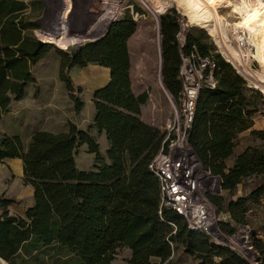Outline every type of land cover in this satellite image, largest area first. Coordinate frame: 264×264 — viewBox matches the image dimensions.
Masks as SVG:
<instances>
[{"label": "trees", "instance_id": "trees-1", "mask_svg": "<svg viewBox=\"0 0 264 264\" xmlns=\"http://www.w3.org/2000/svg\"><path fill=\"white\" fill-rule=\"evenodd\" d=\"M40 6L0 0V122L11 102L21 101L25 89L36 83L31 69L50 48L40 45L33 34L39 27L32 12ZM136 13L142 14L138 9ZM158 27L161 87L175 102L182 90V57L195 49L200 58L215 63V87L200 89L187 143L202 171L220 180L221 194L206 198L226 216L218 222L219 230L232 236L239 227L249 226L251 214L264 200V147L236 153L244 132L264 141V132L253 130L254 118L264 112V97L235 74L204 31L186 30L181 45L175 10L159 15ZM136 30L126 11L102 39L60 62L58 77L76 112L84 104L74 97L66 71L88 65L109 71L108 83L92 95L94 114L86 130L72 123L62 133L39 130L27 144L20 136L0 133V164L20 160L24 183L33 190V204L24 217L10 214L15 201L0 197V259L6 264H112L121 248L130 251L126 264H248L205 233L190 231L182 216L161 207L160 183L149 165L166 152L168 143L164 133L140 118L147 94L135 95L132 90L127 43ZM94 132L105 136L104 156ZM81 146L95 156L90 171L77 169L75 157ZM258 230L253 227L249 238L264 264Z\"/></svg>", "mask_w": 264, "mask_h": 264}, {"label": "rangeland", "instance_id": "rangeland-1", "mask_svg": "<svg viewBox=\"0 0 264 264\" xmlns=\"http://www.w3.org/2000/svg\"><path fill=\"white\" fill-rule=\"evenodd\" d=\"M21 1L27 4L38 2L41 5L40 8L34 7L32 12V19L39 27V29L33 31L34 36L38 40L43 43V33L52 32L65 40L67 39V42L73 41L66 49L56 44L46 43L50 45L48 52L31 69L36 83L29 85L31 93L28 100L31 106L28 107L31 108V113L21 118L24 124L28 123V127L21 130L24 144L28 142L25 138H28L39 129L52 133H62L68 129L69 123L74 124L77 129H87L92 122L94 114L93 91L97 86L104 83L108 73L102 67L95 65H88L85 68L73 66L66 71V76L74 87V97L84 104L83 108L76 112L74 103L69 98L64 84L59 80V64L65 56L70 57L71 48H74L77 52L80 47L88 44L90 39L100 37L110 21L120 19L128 11L137 24L136 32L127 43L131 65L132 90L135 95L146 93L148 96L146 104L141 106V120L165 134V141H167L169 147L167 148V153L169 149L172 150L170 153L172 160H175L180 152L185 153L187 163L195 167L194 174H199L204 180L201 192L205 197L211 194H221L218 190L219 184L216 177L210 176L209 178L207 174L201 171L195 161L192 162L194 158L191 156L185 141L186 136L183 126L185 118L182 114L180 99L175 102L167 91H163L161 87L158 17L167 10H175L181 28L178 36L179 42L184 40L186 30L204 31L209 37L208 41L213 44L215 52L229 63L219 47L218 35L196 23L190 22L184 14V9L178 5L176 0V3L174 0ZM259 1L264 2V0H224L217 7V13L222 23H227L228 28H230L228 37L230 38L231 34L237 37V40L233 42V46L237 45L234 48L239 47L240 50H244L243 52L248 50L253 52V49L249 42L247 31L236 27V25L243 22L246 16V12L242 8V2L247 3L250 12H252V9L259 7ZM155 2L157 3L155 4ZM136 9L140 10L142 14L136 13ZM260 11L263 13L264 8H261ZM244 56L243 58L246 59L247 65L251 70L261 72L260 65L253 56H247L246 54ZM229 64L234 72L238 73L237 69L231 63ZM244 80L249 87L259 90L264 97V93L254 83ZM3 119L0 125L3 126L7 133L13 135L14 128L9 114H6ZM253 130L264 132V112L254 118ZM93 135L99 146L100 154L104 156L108 147L105 136L96 132ZM250 146L264 147V141L254 138L250 135V132H246L238 137L236 153ZM94 157V155L87 152L86 146L79 147L75 157L77 169L80 171L92 170L95 164ZM232 161L233 158L229 159L227 164L231 165ZM15 163L4 162L0 164V197L14 200L15 203L9 207V211L15 215H23L24 211L33 204V193L32 187L24 183L22 171L20 172V169H18L15 172L14 166H12ZM242 195L243 190L239 187L237 197ZM225 219L226 216L217 213V210H215L216 223L207 233L211 241L217 245L230 248L248 264H261L260 256L254 252L253 244L249 237L250 231L254 227L259 229L256 233V239L264 243V200L260 207L251 214L250 224L248 227L246 226L248 230H243L239 227L234 235H225L218 227V222ZM129 257V250L118 249L112 264H126ZM152 262L155 263L156 260H152Z\"/></svg>", "mask_w": 264, "mask_h": 264}, {"label": "built area", "instance_id": "built-area-1", "mask_svg": "<svg viewBox=\"0 0 264 264\" xmlns=\"http://www.w3.org/2000/svg\"><path fill=\"white\" fill-rule=\"evenodd\" d=\"M180 43L182 45L183 41ZM214 70L215 63L209 58H200L195 49L189 57H182V65L179 70V79L182 84L179 99L182 114L185 118L183 125L186 136L185 141L191 156L194 158L192 162L195 161L200 168L199 162L188 146L187 132L191 129L195 100L200 89L202 87L209 89L215 87ZM167 148H169L168 144ZM171 151L170 149L168 153L167 149L166 152L161 151L149 165L150 171L158 178L160 183L161 207L171 209L182 216L186 220L190 231L202 232L207 235L216 223V209L201 192L204 180L199 174H194L195 167L187 163L185 153L180 152L178 157L172 160L170 157ZM208 176L210 178V175ZM218 190L220 191V188ZM241 228L243 230L247 229L244 226Z\"/></svg>", "mask_w": 264, "mask_h": 264}, {"label": "bare ground", "instance_id": "bare-ground-1", "mask_svg": "<svg viewBox=\"0 0 264 264\" xmlns=\"http://www.w3.org/2000/svg\"><path fill=\"white\" fill-rule=\"evenodd\" d=\"M223 1L224 0H176L178 5L182 6L184 9V14L190 22L196 23L218 35L217 41L219 39V47L222 49L221 52L224 53L229 63L237 69L238 73L244 79L254 83L256 87L264 93V12L261 13L260 11L261 8H264V2L259 1V7L252 9V12L249 10V5L242 2V8L245 10L244 12H246V16L243 19V22L236 25V27L241 29L243 28L247 31L249 42L251 43L253 49V52L252 50L243 52L244 50H240L239 47L234 48V46L237 45L233 46V42L237 40V37L232 34L230 35V38L228 37L230 28H228L227 23H222L221 18L217 13L218 4ZM156 3L157 2H155V4ZM143 7L146 8L145 6ZM65 9L67 10L66 7ZM43 35V43L56 44L61 46L63 49H66V47L73 42H67V39L65 40L52 32H45ZM245 54L247 56H253V58L259 63L261 72L251 70V68L247 65L246 59L243 58L245 57ZM18 169H20L21 172L22 163L20 167H14L15 172H17ZM0 263L4 264L5 262L0 259Z\"/></svg>", "mask_w": 264, "mask_h": 264}, {"label": "crops", "instance_id": "crops-1", "mask_svg": "<svg viewBox=\"0 0 264 264\" xmlns=\"http://www.w3.org/2000/svg\"><path fill=\"white\" fill-rule=\"evenodd\" d=\"M104 70H106V72L108 73V77L106 78V80L104 81V83H102L101 85H99V86H97L96 88H95V90L94 91H96V90H98V89H100V88H102V87H104L107 83H108V81H109V71L107 70V69H105V68H103ZM31 73H32V70H31ZM33 74V73H32ZM34 76V75H33ZM93 91V92H94ZM31 92L29 91V86L25 89V96H24V98L21 100V101H18V102H16V101H12L11 102V104H10V106H9V108H8V111H10L9 113L7 112V113H5L3 116H2V119H1V122L4 120L3 118H4V116L6 115V114H9V116H10V120H11V122L13 123V128H14V130H13V135H17V136H20L22 139H23V137H22V128H25V127H28V123H26V124H24L23 122H22V120H21V118L22 117H26V116H28V115H30V113H31V108L30 107H28V106H31V105H29V100H28V98H29V94H30ZM20 114V115H19ZM0 122V123H1ZM39 130H43V129H39ZM39 130H37V131H39ZM80 130H86V129H80ZM44 131H46V130H44ZM247 132H249V131H247ZM0 133L1 134H6V135H10L9 133H7V131L3 128V126L2 125H0ZM244 133H246V132H244ZM244 133H242V134H244ZM242 134H240V135H242ZM239 135V136H240ZM30 137H31V135L28 137V138H25V139H27V141H29V139H30ZM241 152V151H240ZM238 153V152H237ZM4 162H16L15 164H13L12 166H14V167H20L21 166V161L20 160H17V159H14V160H7V161H4ZM3 162V163H4ZM232 164V163H231ZM21 171H22V169H21ZM23 174V173H22ZM32 193H33V190H32ZM30 207H32V205L30 206ZM30 207H28V208H30ZM27 208V209H28ZM26 209V210H27ZM26 210L24 211V213H23V215H16V216H19V217H24V215H25V212H26ZM10 212V211H9ZM10 214H12L11 212H10ZM13 215H15V214H13ZM2 260V259H1ZM1 264V263H0Z\"/></svg>", "mask_w": 264, "mask_h": 264}, {"label": "water", "instance_id": "water-1", "mask_svg": "<svg viewBox=\"0 0 264 264\" xmlns=\"http://www.w3.org/2000/svg\"><path fill=\"white\" fill-rule=\"evenodd\" d=\"M116 20L114 19V20H112V21H110L109 23H108V25H107V27H106V29H105V31H104V33L100 36V37H98V38H94V39H90L89 40V43H94V42H97L98 40H100V39H102L106 34H107V31H108V28H109V26L113 23V22H115ZM39 43H40V45L41 44H46V43H42V41H40L39 40ZM160 47V46H159ZM72 50H71V54H70V56L73 58L75 55H76V51H75V49L74 48H71ZM160 59H161V55H160ZM236 74V73H235ZM237 75V74H236ZM239 76V75H238ZM218 179V178H217ZM218 181H219V188H220V180L218 179Z\"/></svg>", "mask_w": 264, "mask_h": 264}]
</instances>
